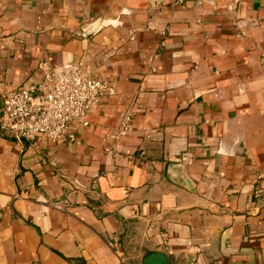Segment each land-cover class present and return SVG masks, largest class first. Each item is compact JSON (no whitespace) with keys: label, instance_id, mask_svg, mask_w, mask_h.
Returning <instances> with one entry per match:
<instances>
[{"label":"crops","instance_id":"0c3cea01","mask_svg":"<svg viewBox=\"0 0 264 264\" xmlns=\"http://www.w3.org/2000/svg\"><path fill=\"white\" fill-rule=\"evenodd\" d=\"M42 62L116 94L73 142L0 133V264H264V0H0V92Z\"/></svg>","mask_w":264,"mask_h":264},{"label":"built area","instance_id":"2783aa9c","mask_svg":"<svg viewBox=\"0 0 264 264\" xmlns=\"http://www.w3.org/2000/svg\"><path fill=\"white\" fill-rule=\"evenodd\" d=\"M38 67L42 75L37 83L0 92V133L19 143L39 136L53 142H73L77 138L76 126H88L90 114L103 99L116 94V87L110 79L95 75L83 62L67 63L60 70L44 62ZM130 120L129 116L125 118L120 136L128 131ZM108 245L121 254L116 241Z\"/></svg>","mask_w":264,"mask_h":264},{"label":"water","instance_id":"95a60500","mask_svg":"<svg viewBox=\"0 0 264 264\" xmlns=\"http://www.w3.org/2000/svg\"><path fill=\"white\" fill-rule=\"evenodd\" d=\"M23 141L28 143V141H25V140ZM191 260L192 259L189 258V262ZM143 264H173V263L171 262L170 258L166 254L162 252H155L147 256L144 259Z\"/></svg>","mask_w":264,"mask_h":264}]
</instances>
